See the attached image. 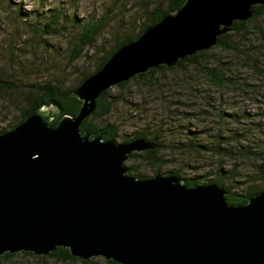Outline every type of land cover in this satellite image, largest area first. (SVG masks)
Here are the masks:
<instances>
[{"label": "water", "instance_id": "1", "mask_svg": "<svg viewBox=\"0 0 264 264\" xmlns=\"http://www.w3.org/2000/svg\"><path fill=\"white\" fill-rule=\"evenodd\" d=\"M257 4L264 0H186L76 88L78 116L53 123L60 110L39 107L0 134V263L6 252L67 247L81 259L120 264H264V190L234 205L217 183L138 178L126 160L156 144L80 129L105 90L216 45Z\"/></svg>", "mask_w": 264, "mask_h": 264}, {"label": "rangeland", "instance_id": "2", "mask_svg": "<svg viewBox=\"0 0 264 264\" xmlns=\"http://www.w3.org/2000/svg\"><path fill=\"white\" fill-rule=\"evenodd\" d=\"M146 2L152 3L153 0ZM58 5L63 11L62 20L54 26V33L43 35L45 20L53 12L51 8ZM140 7L142 3L139 0H0V75L14 86L0 87V129L19 120L21 109L26 106L24 91L33 84L51 80L66 87L75 85L84 72L94 68L95 61L101 56V45L102 48L104 45L106 49H110L115 35L136 29L138 23H132L131 20L142 14ZM20 8L39 11L38 18L31 22H35L41 31H33L19 16L17 11ZM140 17L138 18L142 22L144 16ZM98 18H104V29L97 37L95 47H85L80 57L73 61V41L82 32L78 23ZM260 25L264 27V19H261ZM245 52L246 56L243 54ZM251 58L264 71V36L256 31L252 32L246 44H242L240 52L212 48L210 56L200 60L208 67L230 65L226 72L227 75L235 76L233 86L218 88L213 85L200 63L161 70L154 76L149 75L140 84L131 81L130 90L106 121L119 126V142L124 141V137L130 138L135 131L146 125L152 129H158L162 125L165 143L170 144L177 143L181 138L185 139L192 131L201 134V130L205 128L222 125L217 121L220 120L218 113H224L226 118L223 122L229 124L227 113L239 111L250 115L255 121L252 125L255 128L250 132L251 141L255 139L262 142L264 73L252 65ZM119 92V88L114 86L112 93L118 95ZM258 129H262L263 133ZM210 137L211 135L208 138ZM163 156L166 160L161 169L163 174L173 169L180 170L182 176L202 175L203 180L218 176L220 159L210 154H180L166 146ZM130 158L126 160V166L134 163L143 174L154 175L152 167L142 158ZM260 160L263 159L255 160L254 163L247 159L239 162L235 180L225 177V183L241 182L247 178L253 180L249 179V175L256 176ZM223 163V168L228 170L237 162L225 156ZM256 179V186H259L262 181ZM247 182L242 188L252 184L251 181ZM92 260L90 264H107L106 258L102 256L93 257ZM8 263L83 264L79 260L21 254Z\"/></svg>", "mask_w": 264, "mask_h": 264}, {"label": "trees", "instance_id": "3", "mask_svg": "<svg viewBox=\"0 0 264 264\" xmlns=\"http://www.w3.org/2000/svg\"><path fill=\"white\" fill-rule=\"evenodd\" d=\"M142 3L140 11L144 16L142 22L139 14L138 17L132 18V23L137 22L135 30L128 31L127 33H121L122 35H115V41L110 49H106L101 45V56L95 61V66L92 70H88L82 74L79 81L73 86H63L57 82H52L51 80L33 84V86L24 91L23 100L25 101L26 106L21 109L20 118L15 123L10 124L8 127L0 129V134L14 129L21 122L25 121L37 108L39 107H54L60 110V114L54 118L53 123H57L65 114H70L78 116L83 101L80 100L77 96L74 95L76 88L81 85V83L88 78L90 75L101 69L107 60L123 45L131 43L139 38V36L144 32L149 26L158 23L166 14L171 11L176 10L181 5L185 3L186 0H153L152 3L146 2L149 0H139ZM256 13L253 17L244 21H235L230 31L222 34L219 37L218 43L208 49L198 51L197 53L188 56L185 59H181L178 64L174 66L160 65L159 67H153L148 69L146 72L136 74L129 80L120 82L114 86L119 88L120 92L118 95L112 93L113 87L105 90L101 96L97 99V106L94 111L86 117L80 129L83 133H91L92 136H97L104 134L105 139H114L118 141L119 137V126L113 122L106 121L115 107L124 99L125 93L129 91V84L131 81L138 82L139 84L146 81L149 75L154 76L156 72L164 70H173L177 67H182L185 64H195L200 63L204 70L206 71L207 77L213 85L218 88L233 86V79L235 76L227 75L228 66H214L208 67L205 64H202L200 60L206 59L210 56L212 48H218L224 51H233L240 52L242 49V44H246V41L249 40L250 35L253 31L259 32L264 36V27L260 25L261 19H264V5L257 4L254 6ZM53 11L49 17L45 20L46 29L42 31L44 34H52L56 30L54 26L59 24L63 17V11L61 10L60 5L56 8H51ZM18 14L24 21L30 25V28L35 32H39L42 29L38 27L35 22L31 20H36L38 18V10H24L22 8L18 9ZM82 27V32L80 36L73 41L74 45V54L72 55V60H77L80 55L83 53L85 47H95L97 42V37L104 29V18L85 20L84 22L78 23ZM125 32V31H122ZM246 56V52L243 53ZM252 65L255 66L257 70H260L264 73L262 68H259L255 59L251 58ZM225 63H223L224 65ZM0 87L1 88H13L11 82L0 75ZM207 112V111H206ZM224 114V113H223ZM222 113H218L220 124L217 127L205 128L201 130V134L198 132H191L189 136L185 139L181 138L177 143L166 144L164 139V134L162 133V125L158 129H152L151 126L146 125L143 128L134 132V134L129 137H124V141L129 142L137 138H144L145 140L156 144L155 148H149L142 151H134L130 154L129 157L132 160L143 159L148 163L154 170V175H177L180 176L186 185L189 187L204 185L210 183H217L221 186H224L229 190L227 198L230 204L241 205L249 201V198L256 193L264 190V134L262 136V142L259 140L253 139L251 141L250 132L254 130L255 121H253L250 115L245 112L234 111L227 113L229 117V124L225 123V116ZM218 118V119H219ZM251 121V122H250ZM231 122V124H230ZM247 125V126H246ZM232 126V127H231ZM263 133L262 129H258ZM211 135L210 138H208ZM119 142V141H118ZM169 147L172 151L178 153H194V154H210L220 159L218 165V176L208 180L201 179L202 175L198 176H182L180 170H167L165 174L161 172V169L165 165V156L163 152L165 147ZM231 157L236 160L235 166L232 169L225 170L223 168V158ZM254 161L258 159L261 163L257 166L256 178L261 180V184L256 186V178L254 175H249V179H245L241 182L235 181L228 184L225 183V177L235 180V173H238V164L242 161ZM222 160V161H221ZM128 173L136 176L138 178L152 177L145 175L139 169V166L134 163L128 164ZM228 172V174L226 173ZM251 181L252 184L249 187H243V184ZM240 189V190H239ZM27 255L32 257L39 258H62V259H71L79 260L83 264H90L93 260L90 259H81L77 256L71 254L70 249L67 247H58L56 250L50 252L48 255H37L31 251H19L15 253L6 252L1 256L0 264H9V260L13 259L18 255ZM107 264H120L112 259H106Z\"/></svg>", "mask_w": 264, "mask_h": 264}]
</instances>
